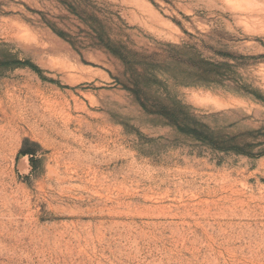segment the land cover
Segmentation results:
<instances>
[{
  "label": "rangeland",
  "instance_id": "374dc122",
  "mask_svg": "<svg viewBox=\"0 0 264 264\" xmlns=\"http://www.w3.org/2000/svg\"><path fill=\"white\" fill-rule=\"evenodd\" d=\"M0 264H264V0H0Z\"/></svg>",
  "mask_w": 264,
  "mask_h": 264
},
{
  "label": "trees",
  "instance_id": "16d2710c",
  "mask_svg": "<svg viewBox=\"0 0 264 264\" xmlns=\"http://www.w3.org/2000/svg\"><path fill=\"white\" fill-rule=\"evenodd\" d=\"M213 74V75H218V72H216V71H211V72H208V74Z\"/></svg>",
  "mask_w": 264,
  "mask_h": 264
}]
</instances>
